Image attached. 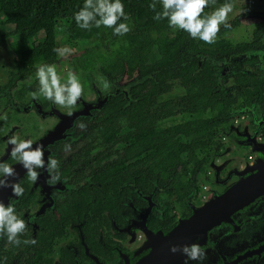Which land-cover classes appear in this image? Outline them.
<instances>
[{
	"label": "flooded vegetation",
	"instance_id": "obj_1",
	"mask_svg": "<svg viewBox=\"0 0 264 264\" xmlns=\"http://www.w3.org/2000/svg\"><path fill=\"white\" fill-rule=\"evenodd\" d=\"M225 3L231 26L213 44L167 19L146 25L137 55L132 19L124 35H64L69 49L57 44L52 61L17 65L2 43L10 64L0 58V161L24 191L0 188V201L27 228L19 246L0 235V264H264V0L204 12ZM178 39L184 55L164 56L160 44ZM42 65H55L61 83L77 75L73 109L39 95ZM13 135L43 145L46 164L59 161L56 183L46 169L29 179L10 155ZM192 244L204 260L171 251Z\"/></svg>",
	"mask_w": 264,
	"mask_h": 264
},
{
	"label": "clouds",
	"instance_id": "obj_2",
	"mask_svg": "<svg viewBox=\"0 0 264 264\" xmlns=\"http://www.w3.org/2000/svg\"><path fill=\"white\" fill-rule=\"evenodd\" d=\"M162 11H156L155 0L149 7L156 13L155 20L167 19L169 27L187 32L193 39H200L205 43H215L216 36L221 25L230 27L228 15L232 12L234 5L225 3L209 14L204 10L215 4V0H160ZM99 19H96V17ZM123 18L127 21L128 15L124 11L121 0H85L83 8L75 14L77 25L83 29H90L93 22L95 27L101 26L112 28L114 35H124L131 29L127 23H118ZM264 57V53H258ZM39 80V95L53 103L73 109L77 101L83 95V85L77 75L69 72L67 82L61 83V77L57 73L55 65H42L37 70ZM104 87H109L105 82ZM33 98H38V93H31ZM72 115V112H68ZM84 129L86 126L80 124ZM8 144L12 146L11 157L17 160L27 171V176L32 182L39 179L40 173L37 169H46L50 173L49 184L56 183L59 179V161L49 157L47 164L44 159V146L33 147L30 139L20 140L15 135L10 136ZM66 150L70 146H65ZM55 173V174H53ZM17 173L15 168L6 162L0 161V188H12L13 195L21 196L24 189L19 183L11 182ZM27 224L16 214V209L12 205L5 207L0 201V235H7L8 242L19 246L21 240L18 237L25 232ZM24 244H36V240H24ZM173 253L181 251L188 259L204 260L205 250L198 244L185 245L183 247L173 246ZM187 264V261H185Z\"/></svg>",
	"mask_w": 264,
	"mask_h": 264
},
{
	"label": "trees",
	"instance_id": "obj_3",
	"mask_svg": "<svg viewBox=\"0 0 264 264\" xmlns=\"http://www.w3.org/2000/svg\"><path fill=\"white\" fill-rule=\"evenodd\" d=\"M226 0H215V3ZM124 11L140 30V35L131 37L128 50L135 55L138 49L145 45L148 39L142 35L147 26L157 22L155 12L149 7L154 0H121ZM85 0H0V44L7 43L15 56L17 65L35 64L52 61L57 53L56 27L63 22V33L68 40L90 39L101 37L107 28L95 27L93 22L90 29L79 27L75 21V14L84 6ZM158 12L160 0H155ZM211 5V4H210ZM96 19H99L97 16ZM123 18L118 23H125ZM170 42L169 40H167ZM184 39H178L173 46L167 42L160 44L164 56L175 52L180 56L188 50L184 46ZM169 52L166 53V49ZM173 49V50H172Z\"/></svg>",
	"mask_w": 264,
	"mask_h": 264
},
{
	"label": "rangeland",
	"instance_id": "obj_4",
	"mask_svg": "<svg viewBox=\"0 0 264 264\" xmlns=\"http://www.w3.org/2000/svg\"><path fill=\"white\" fill-rule=\"evenodd\" d=\"M234 17H235V15H232L231 19H233ZM63 26H64L63 22H58V26L56 27V31H55L56 35H57L58 45L61 43L60 48H59L60 51H62V49H64V48L69 49L68 47H63V43H67V42H65V37H64V33H63V31H64ZM69 52H72V51H67V53H69ZM73 52H76V51H73ZM67 53L65 54V56H68V58H69L71 54H67ZM77 54L78 53H76V55ZM0 58H1V63L3 62L6 65L10 64L9 49L2 44H0ZM65 59H67V58L65 57ZM3 74H4V72H2L0 74V79L3 77Z\"/></svg>",
	"mask_w": 264,
	"mask_h": 264
}]
</instances>
